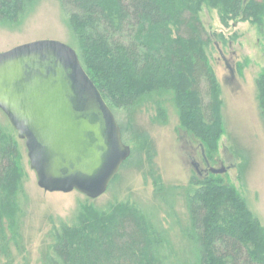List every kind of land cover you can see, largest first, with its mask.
<instances>
[{"label": "rangeland", "instance_id": "1", "mask_svg": "<svg viewBox=\"0 0 264 264\" xmlns=\"http://www.w3.org/2000/svg\"><path fill=\"white\" fill-rule=\"evenodd\" d=\"M198 15L205 36L211 37L206 57L220 86L223 132L214 159L209 165L204 161L201 142L183 126L173 96L154 93L115 111L132 153L102 196L49 192L38 185L25 140L0 109V131L15 144L18 165L13 184L0 189V264H51L55 231L76 224L86 206L107 211L121 204L138 208L164 235L160 251L166 264H196L188 197L210 167H227L220 178L238 189L264 227V118L258 86L264 72V17L262 25L242 15H225V22L219 7L205 3ZM44 39L80 51L60 0H34L19 22L0 23V52ZM208 88L202 77L199 89L209 114Z\"/></svg>", "mask_w": 264, "mask_h": 264}, {"label": "trees", "instance_id": "2", "mask_svg": "<svg viewBox=\"0 0 264 264\" xmlns=\"http://www.w3.org/2000/svg\"><path fill=\"white\" fill-rule=\"evenodd\" d=\"M33 2L0 0V23L19 22ZM60 2L80 60L115 115L146 96L168 93L183 126L200 140L211 162L223 132L220 86L207 62L211 37L205 36L198 10L205 3L219 7L223 21L225 15H242L262 25L264 0ZM202 77L209 85V114L199 89ZM258 86L264 118V72ZM159 111L164 112L160 103ZM17 167L15 144L0 131V189L13 184ZM194 184L198 187L188 198L196 264H264V227L238 189L212 172ZM164 243V235L134 206L107 211L86 206L76 224L55 231L51 264H166L160 251Z\"/></svg>", "mask_w": 264, "mask_h": 264}, {"label": "water", "instance_id": "3", "mask_svg": "<svg viewBox=\"0 0 264 264\" xmlns=\"http://www.w3.org/2000/svg\"><path fill=\"white\" fill-rule=\"evenodd\" d=\"M0 109L25 140L46 191L77 190L96 199L131 156L114 111L79 54L59 40L0 52ZM209 171L223 174L227 167Z\"/></svg>", "mask_w": 264, "mask_h": 264}, {"label": "flooded vegetation", "instance_id": "4", "mask_svg": "<svg viewBox=\"0 0 264 264\" xmlns=\"http://www.w3.org/2000/svg\"><path fill=\"white\" fill-rule=\"evenodd\" d=\"M203 158H204V161L206 162V164L207 165H209V160H207V158L205 157V155H204V152H203ZM194 166H196V169L197 170H199V166L196 164V163H194ZM199 172H201L200 170H199ZM202 173V172H201Z\"/></svg>", "mask_w": 264, "mask_h": 264}]
</instances>
